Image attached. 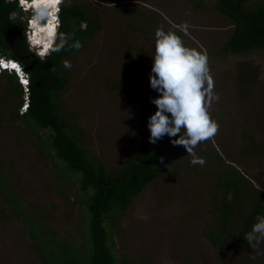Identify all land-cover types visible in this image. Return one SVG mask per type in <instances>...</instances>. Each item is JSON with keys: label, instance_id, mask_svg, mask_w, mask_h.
<instances>
[{"label": "rangeland", "instance_id": "obj_1", "mask_svg": "<svg viewBox=\"0 0 264 264\" xmlns=\"http://www.w3.org/2000/svg\"><path fill=\"white\" fill-rule=\"evenodd\" d=\"M77 1L88 17L96 19L95 31L68 59L72 67L64 68L67 83L56 100L62 103L82 146L107 171L122 169L149 136L147 117L155 110L150 97L157 95L148 82L155 27L174 30L208 53L219 96L210 108L219 130L195 148L206 164H190L183 146L172 145L167 159L177 167L173 178L164 175L148 182L118 217L115 252L121 264H264V242L253 248L243 237L218 255L207 236L212 229L222 228V199L233 196L225 237L230 242L237 239L251 203L264 198L261 105L240 88L245 81L235 74L238 57L210 58L230 36L233 21L203 2V7L195 6L194 0ZM260 1L247 0V4L252 7ZM185 22L186 33L181 30ZM260 72L264 78L262 68ZM19 99V87L1 75L0 168L23 211L57 240L69 241L82 252L85 222L75 187L65 181L37 133L10 117ZM23 111L21 105L19 113ZM9 209L0 195V264H43L23 223L6 216Z\"/></svg>", "mask_w": 264, "mask_h": 264}, {"label": "trees", "instance_id": "obj_2", "mask_svg": "<svg viewBox=\"0 0 264 264\" xmlns=\"http://www.w3.org/2000/svg\"><path fill=\"white\" fill-rule=\"evenodd\" d=\"M202 2L234 23L230 36L220 49L211 53L210 58L226 59L232 55L239 58L234 70L237 79L245 81V87L241 85L240 88L261 105L264 118V78L259 76L260 69L264 70V0L252 7L248 6L247 0H194L193 4L203 7ZM22 9L19 0H0V55L17 60L28 80L24 91L14 73L3 71L1 74L19 87L20 99L10 117L19 118L37 133L59 166V172L65 175V181L74 185L85 222L86 247L78 252L71 242L57 240L48 229L38 224L32 214L23 211L0 168V195L10 206L6 216H15L23 223L43 264H121L120 256L115 252L117 219L148 182L164 175L173 178L177 167L167 159L172 144L166 135L155 144L147 137L138 144L123 168L116 172L107 171L97 158L89 155L75 134L62 103L56 100L57 93L67 83L63 61L79 50L66 47L48 57L32 54L24 40L25 12ZM60 15L61 30L69 35L70 43L72 39L82 43L95 31L96 19L88 17L77 0H64ZM82 24L85 27L82 28ZM256 58L258 60L253 64L252 60ZM244 64H247L245 73L242 72ZM119 86L129 91L124 83L120 82ZM22 92L27 97H23ZM257 94L259 99L256 100ZM23 102L27 103L26 109L19 113ZM232 198H224L220 203L221 230L206 232L218 255L224 254L245 236L258 214L264 215V198H255L243 216L237 239L226 242L233 213ZM122 264L131 263L123 261Z\"/></svg>", "mask_w": 264, "mask_h": 264}, {"label": "clouds", "instance_id": "obj_3", "mask_svg": "<svg viewBox=\"0 0 264 264\" xmlns=\"http://www.w3.org/2000/svg\"><path fill=\"white\" fill-rule=\"evenodd\" d=\"M63 4L64 0H19L26 13L24 40L32 54L48 57L66 47L82 48L80 40L72 39L70 43L69 35L61 30ZM188 28L186 22L181 25L185 33ZM152 47L148 82L157 95L150 97L155 110L147 117L148 140L155 144L166 135L173 146H183L191 157L190 164L203 166L206 159L198 155L195 148L199 143L211 140L219 130L218 122L210 113L219 96L214 91L208 53L186 45L181 35L174 30H166L163 25L154 28ZM10 65H15V68ZM63 67L70 69L72 64L64 60ZM3 71L14 73L26 90L27 74L17 60L0 55V74ZM19 71L26 78H21ZM244 240L253 248L264 242V215L255 217Z\"/></svg>", "mask_w": 264, "mask_h": 264}, {"label": "built area", "instance_id": "obj_4", "mask_svg": "<svg viewBox=\"0 0 264 264\" xmlns=\"http://www.w3.org/2000/svg\"><path fill=\"white\" fill-rule=\"evenodd\" d=\"M11 67L13 66V65H10ZM22 71H19V76L21 77V78H26V75L23 73L22 75ZM26 106H27V103L25 102V103H23L22 104V110H25L26 109Z\"/></svg>", "mask_w": 264, "mask_h": 264}, {"label": "snow or ice", "instance_id": "obj_5", "mask_svg": "<svg viewBox=\"0 0 264 264\" xmlns=\"http://www.w3.org/2000/svg\"><path fill=\"white\" fill-rule=\"evenodd\" d=\"M13 68H15V65H13Z\"/></svg>", "mask_w": 264, "mask_h": 264}]
</instances>
